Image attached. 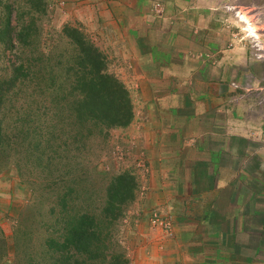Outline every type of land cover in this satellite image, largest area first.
I'll return each instance as SVG.
<instances>
[{
  "label": "rangeland",
  "instance_id": "1",
  "mask_svg": "<svg viewBox=\"0 0 264 264\" xmlns=\"http://www.w3.org/2000/svg\"><path fill=\"white\" fill-rule=\"evenodd\" d=\"M77 7L72 0H0V78L9 80L22 60L25 69L53 73L57 87L76 86L68 57L78 50L65 28L72 26L97 45L107 70L128 88L133 119L103 135L95 130L87 187L77 183L74 192L88 198L81 206L103 212L113 179L127 173L136 196L112 230L130 264H140L139 248L153 240L183 241V232L210 237L205 232L217 222L219 228L242 222L224 242L237 244L238 258L263 264L264 0H178V9L167 13L178 24L159 23L166 12L155 6V21L139 16L137 24L113 29ZM178 63L192 70L175 73ZM12 93L2 111L5 134L14 139L0 148V264H45L47 239L59 234L68 214L58 202L64 184L58 178L74 176L75 157L47 162L44 138L34 144L46 115L29 91ZM207 93L208 116L190 119ZM218 165L234 167V175L217 200L206 202L201 191L213 185Z\"/></svg>",
  "mask_w": 264,
  "mask_h": 264
},
{
  "label": "trees",
  "instance_id": "2",
  "mask_svg": "<svg viewBox=\"0 0 264 264\" xmlns=\"http://www.w3.org/2000/svg\"><path fill=\"white\" fill-rule=\"evenodd\" d=\"M65 28L71 45L78 50V54L68 57L69 72L75 76L77 85L57 87L52 83L55 78L53 73L25 69L21 60L13 67L9 80L0 78V148L10 145L14 139L12 135L5 134L2 115L10 90L12 97L29 91V101L37 105L41 117L46 115L41 129L35 131L36 148L40 147L44 138L47 162L56 166L58 156L65 154L70 159L72 154L76 164L74 176L67 180L61 175L58 178L64 183L62 192L59 190L57 193L58 202L68 208V214L59 234L47 239L49 254L45 264H130L112 229L121 217L123 206L136 196L134 178L123 172L115 176L101 213L81 206L89 205L88 198L80 199L74 192L77 183H86L84 188L87 187V164L90 162L95 130L103 135L106 129L127 126L134 116L132 98L125 84L107 70L105 56L97 45L72 26ZM27 78L31 85L25 84ZM20 85L23 87L15 91Z\"/></svg>",
  "mask_w": 264,
  "mask_h": 264
},
{
  "label": "crops",
  "instance_id": "3",
  "mask_svg": "<svg viewBox=\"0 0 264 264\" xmlns=\"http://www.w3.org/2000/svg\"><path fill=\"white\" fill-rule=\"evenodd\" d=\"M72 2L74 5L78 6V10H88L89 14H94L96 18L101 17L104 19L105 21L102 23L103 26H108L111 29L116 25L124 26L134 22L137 24L136 21L138 22L139 16L145 18L149 22L155 21L157 15L153 11L155 6H160L161 9L166 12V14H160V17L163 16L162 19L158 16L157 21L159 23L168 24L169 26L171 24L175 25L180 23V21L174 20L173 17L167 14L172 10L178 9V0H72ZM239 19L244 22V18ZM137 38L138 35L135 33L134 39ZM182 64L183 63L173 64L175 73H190L192 67L190 68L187 64ZM206 85L207 90L208 87L210 90L211 87H213L212 82L210 81L207 82ZM210 95L211 94L207 93L205 99H202V102H197L198 100L196 101L197 105L195 106L194 114L190 119H196L195 117L199 115L200 117L208 116L206 114H208L212 107L207 104L206 99L211 98L212 96ZM215 97L219 98V95ZM176 100L177 103H179V97L176 98ZM177 103L176 106H178ZM217 109L222 110L224 108L219 106ZM220 168L221 170L219 172ZM233 175L234 167H223L222 165H218V171L213 185L205 187V189L201 191V198L206 202L213 199L217 200L219 198V192L228 187ZM236 215L239 214H235V216ZM225 217L226 220H233L234 215H227ZM241 223L242 222L239 224ZM239 224L235 228L231 227L229 224L219 228V222H217L214 224L213 231L205 232L206 234H211L210 237L207 236L205 238H192L191 235L193 232H183L184 235H188L183 241L172 239L158 242L157 244V242L153 240L150 244V248L147 246L139 248L137 262L140 264H191L192 262H198L201 264L203 261L205 264H255L257 263L256 261L249 262L247 261V258H238V252H236V249H238L236 246L237 244L235 245V243L229 244L224 242L227 236L236 235L241 231L238 227ZM262 226L264 225H261V227ZM205 233H203V235H205ZM213 236H216V242L210 240ZM219 249L220 252H222L221 254H219ZM207 252H210V254ZM259 263L264 264V262Z\"/></svg>",
  "mask_w": 264,
  "mask_h": 264
}]
</instances>
